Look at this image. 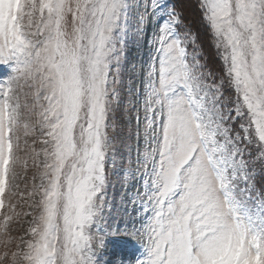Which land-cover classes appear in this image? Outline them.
<instances>
[{
	"label": "rangeland",
	"instance_id": "1",
	"mask_svg": "<svg viewBox=\"0 0 264 264\" xmlns=\"http://www.w3.org/2000/svg\"><path fill=\"white\" fill-rule=\"evenodd\" d=\"M0 264H264V0H0Z\"/></svg>",
	"mask_w": 264,
	"mask_h": 264
},
{
	"label": "trees",
	"instance_id": "2",
	"mask_svg": "<svg viewBox=\"0 0 264 264\" xmlns=\"http://www.w3.org/2000/svg\"><path fill=\"white\" fill-rule=\"evenodd\" d=\"M178 9L179 14H181V22L184 25V28H188L189 32L193 38V41L195 44H198L201 48H202V57L201 60L203 61V65L207 68H209V70L215 72L216 74H221L222 70L219 69L220 65L218 64L220 59L218 56H211L209 54V49H204L202 44H201V37L199 35V33L197 32V30H195L190 23L185 19V12L183 11V9H180L178 7H176ZM177 12V13H178ZM191 30V31H190ZM257 185L259 188H263V185L261 182H257Z\"/></svg>",
	"mask_w": 264,
	"mask_h": 264
}]
</instances>
